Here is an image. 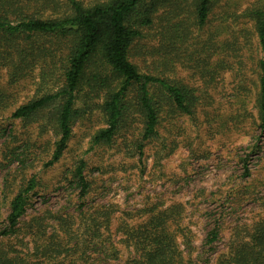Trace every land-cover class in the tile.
Wrapping results in <instances>:
<instances>
[{
    "label": "rangeland",
    "instance_id": "obj_1",
    "mask_svg": "<svg viewBox=\"0 0 264 264\" xmlns=\"http://www.w3.org/2000/svg\"><path fill=\"white\" fill-rule=\"evenodd\" d=\"M258 1L213 0L202 27L187 8H160L129 61L141 74L185 89L193 99L192 113L179 112L151 89L158 124L156 134L143 142V118L132 88L114 139L94 146L93 137L105 128L103 98L83 83L66 148L48 168L44 164L58 139L48 110L25 122L10 114L62 89L67 52L48 67L30 59L21 74L13 73L3 67L10 59L6 56L44 39L0 37V230L10 201L30 177L36 180L17 232L0 240V255L16 264H130L138 247L144 248L139 245L144 236L136 238L135 232L162 217L171 220L170 232L182 254L191 251L193 260L199 255L196 264H227L233 249L264 221V134L257 119L264 48L247 17ZM80 160L89 183L82 210L77 190L68 184ZM245 161L248 178L242 177ZM212 229L218 237L207 245Z\"/></svg>",
    "mask_w": 264,
    "mask_h": 264
},
{
    "label": "trees",
    "instance_id": "obj_2",
    "mask_svg": "<svg viewBox=\"0 0 264 264\" xmlns=\"http://www.w3.org/2000/svg\"><path fill=\"white\" fill-rule=\"evenodd\" d=\"M162 7L189 9L195 25L202 27L209 18L213 0H0V37L7 41L44 39L42 43L31 44L18 53H9L6 58L10 59L2 63L3 67L21 74L30 59L42 60L48 67L62 51L67 52L62 89L21 105L10 114V119L25 122L48 110L58 139L44 167L55 165L63 155L71 135L75 97L83 83L91 93H101L103 98L101 111L105 117V128L93 137L94 146L109 144L114 139L124 121L129 105L127 96L132 88H135V104L143 118V142L156 134L158 124V106L151 89L159 90L179 112L185 115L192 113L193 99L185 89L141 74L129 61L131 49L142 37L143 30L154 25L155 16ZM36 9L43 13L47 11L49 15L43 17L42 13L28 12ZM9 15L14 16L16 21H10L7 18ZM247 17L252 21L258 44L263 49L264 0H259L248 11ZM15 57L18 59L16 63L12 59ZM258 69L257 119L258 129L264 134V60L259 61ZM86 72L90 73L89 76ZM137 150L140 161L142 145H138ZM84 168V161H78L72 179L68 181L77 190L80 210L89 191ZM242 177H249L246 161ZM35 187L36 180L32 176L23 191L10 201L5 226L0 230V240L8 239L17 232L26 212L28 196L34 193ZM170 222L162 217L149 219L140 233L135 232L136 238L144 236L139 241L144 248L140 252L138 247L139 254L130 264H196L199 255L193 260L191 251L182 254L176 248ZM217 237V230L212 229L205 244L211 245ZM0 264L16 263L0 255ZM227 264H264V221L254 227L247 241L233 249Z\"/></svg>",
    "mask_w": 264,
    "mask_h": 264
}]
</instances>
